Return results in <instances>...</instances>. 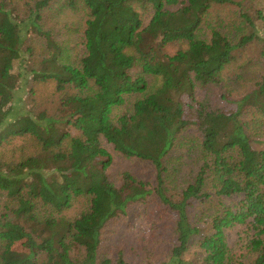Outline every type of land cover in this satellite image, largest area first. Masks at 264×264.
Returning a JSON list of instances; mask_svg holds the SVG:
<instances>
[{"label":"trees","instance_id":"obj_1","mask_svg":"<svg viewBox=\"0 0 264 264\" xmlns=\"http://www.w3.org/2000/svg\"><path fill=\"white\" fill-rule=\"evenodd\" d=\"M257 2L0 0V264H264ZM216 6L235 9L226 31L204 37ZM68 10L85 18L79 51L57 29ZM21 79L31 85L25 102ZM241 81L247 89L233 97ZM47 84L61 106L55 114L36 105V87ZM70 105L77 109L66 114ZM108 146L151 165L153 184L129 173L112 181ZM183 147L201 165L173 202L169 157ZM152 196L175 214L168 230L134 260L110 257L106 227ZM231 199L239 201L225 205ZM79 204L81 213L65 214ZM239 226L240 255L226 238ZM194 247L202 257L188 260Z\"/></svg>","mask_w":264,"mask_h":264},{"label":"rangeland","instance_id":"obj_2","mask_svg":"<svg viewBox=\"0 0 264 264\" xmlns=\"http://www.w3.org/2000/svg\"><path fill=\"white\" fill-rule=\"evenodd\" d=\"M237 1V0H236ZM239 1V0H238ZM258 11H262L264 15V2H257L252 6ZM234 7L216 6L212 9V14L208 18L207 22L203 25V35L207 37L210 30L214 27L220 28L226 31V26L229 22L230 15L233 13ZM236 11V10H235ZM85 18L83 14L72 11H65L64 14L58 20L57 29L61 39H66L76 51L81 50L82 46V33ZM260 30H264V25L257 23ZM69 32L66 30L69 29ZM255 55V49L250 51ZM19 67L16 66V72ZM29 79H21L20 88L17 90L18 101H24L28 97L30 89ZM241 81V84L237 88L231 89L232 96L238 97L239 94L245 92L247 89L246 84ZM242 85V88H241ZM54 91V85H39L36 87V105L40 106V109H49L52 114L57 113L61 106L59 101L52 99ZM203 92V91H202ZM217 93V92H216ZM216 95H210L208 99L215 105L218 103ZM222 106V102L220 103ZM77 107L70 105L65 108L66 114L75 112ZM255 142V148L258 150L264 149V138ZM108 152L112 156V162L108 168V176L116 184H119L123 174L129 173L133 177L142 181H150L152 184L155 179L154 169L151 165L141 162L137 159H128L117 154L112 147L108 146ZM171 167L169 168V176L171 177L167 182L168 184V195L173 202H179V196L182 190L185 189L188 184L192 181L194 176L199 170L201 165L198 154L192 152L188 148H179L175 150L169 157ZM6 198L0 196V203L5 202ZM238 199L226 200L225 205L231 206L234 202H238ZM85 209V205H76L73 209L65 212L69 217H75ZM200 212L199 210H193V213ZM128 216L120 220L110 223L103 234V250L108 253L110 257L117 255L119 252L124 254L131 260L136 257L142 256V252L155 242L156 235L160 234L163 227L173 221L175 214L168 208L163 207L156 196L149 198L147 205L141 207H134L128 212ZM202 221H209L207 217H203ZM201 223V221H200ZM204 225H201L203 227ZM245 228L236 227L226 232V238L231 249L240 255L241 249V237L243 236ZM202 257L201 252L197 248H191L186 258L188 260H196ZM137 262H141L138 260Z\"/></svg>","mask_w":264,"mask_h":264}]
</instances>
